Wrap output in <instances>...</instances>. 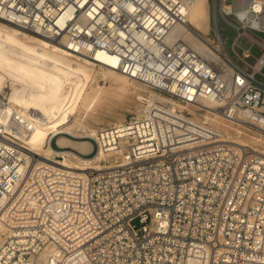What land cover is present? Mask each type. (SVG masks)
Segmentation results:
<instances>
[{"label":"built area","instance_id":"obj_1","mask_svg":"<svg viewBox=\"0 0 264 264\" xmlns=\"http://www.w3.org/2000/svg\"><path fill=\"white\" fill-rule=\"evenodd\" d=\"M194 1L0 0V19L175 100L100 127L94 148L113 152L100 167L29 164L0 128V264H264V155L204 115L238 119L240 133L264 127V43L252 71L228 68L217 28L219 63L208 59L170 34ZM218 1L264 37V2L240 16Z\"/></svg>","mask_w":264,"mask_h":264},{"label":"bare ground","instance_id":"obj_2","mask_svg":"<svg viewBox=\"0 0 264 264\" xmlns=\"http://www.w3.org/2000/svg\"><path fill=\"white\" fill-rule=\"evenodd\" d=\"M208 1L195 0L190 4L184 12L185 21L174 25L170 34L175 39L182 38L205 57L219 63L218 54L213 48L221 47L217 34L199 30L208 27L209 15L205 11V7L209 6ZM256 3L261 6L262 1L256 0ZM230 6L227 3L226 8L229 9ZM239 14L248 15L245 5ZM212 16L213 23L214 15ZM193 21L197 28L193 27ZM263 58L264 54L261 59ZM228 59V68L237 65L230 56ZM256 66H260V63ZM137 81L121 71L96 65L49 39L0 19V97L2 96L3 101L0 128L4 127L23 140L22 154L30 160L29 164L50 162L61 167L82 169L103 166V160L112 162L110 154L113 152L105 151L103 147H98L91 156H83L70 149H57L48 143V140L58 132L77 136L80 135V130H87L82 135L96 137L100 127L92 128L81 119H85L94 106L99 105L104 97L112 93L122 99L132 92L136 99L145 101L146 106L135 115L147 111L151 101L175 102L172 97L146 89ZM5 86H9L7 93L4 92ZM203 103L210 107L211 111H215L212 107L217 101L204 99ZM75 112H78V116L72 119ZM14 114L21 119L20 124L15 122L16 129H12L9 122ZM204 115L209 116L212 124L223 128L227 133L230 134L229 128L236 132V138L233 140L235 143L248 144L249 139L254 151L264 155V127L254 133H247L248 136L245 137L237 131L240 127L238 119L230 121L217 113ZM71 119L70 123L65 124ZM122 122L114 121L112 124ZM228 122L232 124L229 126ZM56 141L60 145H71L82 152L89 153L92 150L89 140L73 139L60 134ZM56 155H62L64 158H57ZM5 231L6 227L0 219V242L4 239Z\"/></svg>","mask_w":264,"mask_h":264},{"label":"rangeland","instance_id":"obj_3","mask_svg":"<svg viewBox=\"0 0 264 264\" xmlns=\"http://www.w3.org/2000/svg\"><path fill=\"white\" fill-rule=\"evenodd\" d=\"M247 1L248 0H233V6L235 9L240 8V7L244 6L247 3ZM205 11L209 15L210 26L208 23L207 28H205V29L199 28V30L203 29L204 30L203 32L214 33L215 32V25H216L218 28V31L221 35L224 46L226 47L228 54L230 55L231 59H233V61L236 64L240 65L245 70L252 71L251 64H253L255 62L256 58L262 53L263 47L256 40V39H258L262 43H264V37L262 35V32L255 30V29H252L248 26L245 28V31H244L242 28V24L239 22V20L236 18L235 15H225L224 16L221 13L218 0H217V4H216V11L214 14L215 17H214L213 23L211 22V18L213 17L212 16L213 13H212V10L210 9V7L209 6L205 7ZM260 22L262 25H264V13H263L262 17L260 18ZM192 25H193V27L197 28V24L195 23V21L192 22ZM239 30L241 31L240 34L238 33ZM234 39H236V42L234 44V50L235 51L232 48V42ZM244 47H249L251 54H252L250 57L246 58V62H244L238 56L242 53V49ZM262 72H264V65L262 66ZM256 77L264 81V76H262L261 74L257 73ZM137 82L139 84H142L144 88L149 89L148 86L145 85L144 83H142L140 81H137ZM88 86H87V88H88ZM8 89H9V86H5L4 92L7 93ZM144 92H145V90H144ZM133 94L134 93L129 92L128 95L122 99H119L115 95V93L107 95L106 97H104L101 100V103L99 105L94 106L90 110L91 112H89V114L87 115V117L85 119H81V120H83L86 124H88L89 126H91L92 128H95V129H98L99 127L104 126V125H111L114 121L122 122L123 120H125L129 116L135 115L136 113H139L143 109V107H145L147 104V103H144L145 101H140V100L136 99ZM129 99H130V102H129ZM74 116L77 117L78 112L74 113L72 119L76 118ZM72 119L69 120L68 122H66L65 124L70 123V121H72ZM228 123H229V126H230V124H232L230 122H228ZM229 129H228V131L230 132V134H233L232 138L235 139L236 138L235 137L236 132L231 131ZM244 129L245 130L243 132H241L240 134H241V136H245V137L248 136L247 133H249V132L254 133L258 130V129L248 130L246 128H244ZM86 131L87 130H85V131L80 130L79 131L80 135H77V136L68 134L66 132H58L50 138L51 140H49V143L57 149H70L79 155L91 156L92 154H94L96 152V149L94 148V144H93L92 140L90 139V137H94V135H91V136L82 135V133H85ZM245 133H246V135H245ZM60 134L67 135L73 139L89 140L92 143V149L93 148L94 149H93V151L91 150L90 151L91 153L89 152L90 153L89 154L87 152H82L79 149H75L71 145H60L56 141L57 136ZM247 141H248V144H251V142H249L250 141L249 139ZM80 151L82 152V154L80 153ZM84 153H86V154H84ZM63 158L64 157L62 156V159Z\"/></svg>","mask_w":264,"mask_h":264},{"label":"crops","instance_id":"obj_4","mask_svg":"<svg viewBox=\"0 0 264 264\" xmlns=\"http://www.w3.org/2000/svg\"><path fill=\"white\" fill-rule=\"evenodd\" d=\"M262 1V3L264 2V0H261ZM248 2V1H247Z\"/></svg>","mask_w":264,"mask_h":264}]
</instances>
